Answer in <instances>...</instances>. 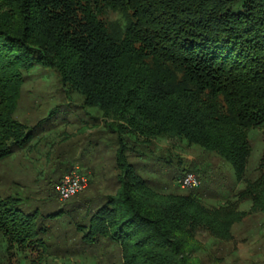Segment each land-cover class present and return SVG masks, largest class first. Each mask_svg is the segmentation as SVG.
<instances>
[{
    "label": "trees",
    "instance_id": "16d2710c",
    "mask_svg": "<svg viewBox=\"0 0 264 264\" xmlns=\"http://www.w3.org/2000/svg\"><path fill=\"white\" fill-rule=\"evenodd\" d=\"M36 61L103 115L117 143L123 187L93 214L87 240L121 246L124 264H193L198 235L234 238L247 214L231 199L264 214V154L248 174L249 131L264 129V0H0V159L32 139L15 110ZM164 139L215 153L245 187L217 207L193 191L156 199L127 159L152 158ZM35 220L0 195L4 237L26 245Z\"/></svg>",
    "mask_w": 264,
    "mask_h": 264
},
{
    "label": "rangeland",
    "instance_id": "374dc122",
    "mask_svg": "<svg viewBox=\"0 0 264 264\" xmlns=\"http://www.w3.org/2000/svg\"><path fill=\"white\" fill-rule=\"evenodd\" d=\"M19 94L15 119L33 130V136L25 148L0 159V195L24 213L36 214L39 232L23 245L0 231V264H124L121 246L104 236L97 241L85 238L93 214L123 187L116 140L104 132V120H97L103 115L87 107L79 92L62 86L53 68L37 61L25 72ZM249 140L250 176L264 154V129H251ZM155 144L154 154L147 156L152 158H137L133 153L127 161L143 166L141 174L159 189L156 199L193 191L205 205L217 207L245 187L232 166L215 153L180 140ZM76 165L88 175L89 185L63 201L57 188ZM188 172L200 178L197 189L179 185L178 179ZM231 200L247 214L234 226V238L218 241L207 233L198 235L193 264H264V214L252 212L251 201Z\"/></svg>",
    "mask_w": 264,
    "mask_h": 264
},
{
    "label": "built area",
    "instance_id": "2783aa9c",
    "mask_svg": "<svg viewBox=\"0 0 264 264\" xmlns=\"http://www.w3.org/2000/svg\"><path fill=\"white\" fill-rule=\"evenodd\" d=\"M89 185V177L80 166L76 165L73 170L66 174L58 188V194L63 201L70 200L87 189ZM179 185L183 189H195L200 187V178L191 172L186 173L179 181Z\"/></svg>",
    "mask_w": 264,
    "mask_h": 264
}]
</instances>
